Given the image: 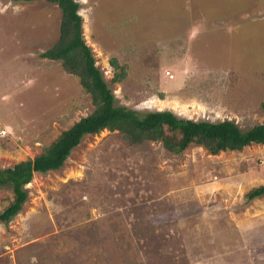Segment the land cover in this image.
I'll return each mask as SVG.
<instances>
[{
    "label": "rangeland",
    "instance_id": "rangeland-1",
    "mask_svg": "<svg viewBox=\"0 0 264 264\" xmlns=\"http://www.w3.org/2000/svg\"><path fill=\"white\" fill-rule=\"evenodd\" d=\"M76 1L118 106L264 124V0ZM61 13L0 0L1 168L35 159L95 110L80 78L42 57ZM113 58L127 67L119 84ZM262 185L261 145L212 155L192 143L177 155L162 142L129 148L118 132L87 135L61 169L34 174L21 212L0 224V264H264V195L245 198Z\"/></svg>",
    "mask_w": 264,
    "mask_h": 264
},
{
    "label": "trees",
    "instance_id": "trees-1",
    "mask_svg": "<svg viewBox=\"0 0 264 264\" xmlns=\"http://www.w3.org/2000/svg\"><path fill=\"white\" fill-rule=\"evenodd\" d=\"M8 1L16 3L38 0ZM44 1L58 5L62 18L57 43L43 53L42 57L62 61L66 73L78 76L81 85L91 96L95 110L64 131L35 159L9 168L0 167V192L12 195V199H4L0 207V224H8L21 212L28 200L25 187L32 182L34 174H46L61 169L87 135H99L106 130L118 132L121 140L129 148L140 149L147 142H162L169 152L177 155L183 153L192 143L206 148L212 155L228 151L241 152L251 145L264 146V124L244 131L232 121L218 123L208 120L195 121L179 117L171 111L141 114L118 106L111 88L95 67L91 50L82 40L81 4L76 0ZM109 64L114 72L112 82L122 83L127 76V67L121 66L115 58L111 59ZM167 72L171 74L170 71ZM172 76L175 77L173 74ZM167 128L182 132L180 142L166 138ZM263 195L264 185L252 189L245 198L246 201H250ZM95 201V197H91V203Z\"/></svg>",
    "mask_w": 264,
    "mask_h": 264
},
{
    "label": "built area",
    "instance_id": "built-area-1",
    "mask_svg": "<svg viewBox=\"0 0 264 264\" xmlns=\"http://www.w3.org/2000/svg\"><path fill=\"white\" fill-rule=\"evenodd\" d=\"M166 75L170 76L171 74L169 72L166 73ZM171 78H173V76L171 75ZM4 132H2L3 134Z\"/></svg>",
    "mask_w": 264,
    "mask_h": 264
}]
</instances>
